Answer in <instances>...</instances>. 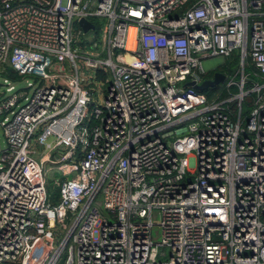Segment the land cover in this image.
Wrapping results in <instances>:
<instances>
[{"label":"built area","instance_id":"obj_1","mask_svg":"<svg viewBox=\"0 0 264 264\" xmlns=\"http://www.w3.org/2000/svg\"><path fill=\"white\" fill-rule=\"evenodd\" d=\"M237 50L236 96L188 84ZM248 66L264 79V0H0V264L65 249L64 264H264V82L243 115ZM92 81L109 82L97 104Z\"/></svg>","mask_w":264,"mask_h":264},{"label":"rangeland","instance_id":"obj_2","mask_svg":"<svg viewBox=\"0 0 264 264\" xmlns=\"http://www.w3.org/2000/svg\"><path fill=\"white\" fill-rule=\"evenodd\" d=\"M82 45V44H79ZM239 51H235L234 54L228 58H224L222 56H212V57H206L203 59V66L205 68L206 73L203 74L204 79H212L214 77V73L215 72H224V74H226L227 78L225 82H221L219 83L217 86H213V87H209L207 90H205V94L208 97L209 101H213L217 98H219V100H223L226 98H229L230 96H236L232 93H234V91L238 88L237 84L238 83L241 86V82L243 79L242 76V71L243 68L241 67V58L239 57ZM77 63H78V69L79 72H87L88 74H95L93 70H88L86 68V66L84 65L83 60L81 59H77ZM67 71L71 72L70 64L68 63V61L65 62ZM249 68H251V70H249ZM253 67H245L244 72L246 74H249L247 76L248 78V83L245 84V91H250L249 94H251L252 92L256 93V91H252L253 89V82L258 83L260 85L263 84L264 79L262 76H260L259 74H254L253 73ZM245 74V76H246ZM109 80H111V73H107ZM0 80H2V77H0ZM251 80V82H250ZM22 80H19L20 83L17 84L18 87L21 86H25V82H21ZM233 82V84H232ZM92 86L95 87V89L97 91L94 92L93 94V102L94 103H98L99 102V93H98V89L100 88L103 93H105L106 88L109 84V82H98L97 84H95L93 81L91 82ZM232 84V85H230ZM250 84H252L253 86H250ZM229 88V89H228ZM239 92H240V87L238 88ZM249 96V95H248ZM247 96L244 97V99ZM240 100H235L233 102V104H235L234 108L238 105ZM233 108V107H232ZM48 143H54V138H49ZM5 136L3 134V130L0 128V146L2 148H4L5 146ZM43 150V147H38V151L41 152ZM39 158V156H38ZM50 165H46L47 171H45V177H46V181H47V191L50 195L49 200L52 203H57V199L59 198V186L57 185V179L60 175V172L50 169L49 168ZM74 215L72 213H69V218L66 220V226H62L58 223H55L53 225V232L55 234V238H56V244H60L59 242L61 240L64 239V237L66 236V234L68 233L69 229L71 228V225L73 223V219H74ZM73 244V240L70 239L69 241V245ZM68 256V249H65V251L63 252L61 258L58 261V264H64L65 260ZM166 257H160L159 260H166Z\"/></svg>","mask_w":264,"mask_h":264},{"label":"water","instance_id":"obj_3","mask_svg":"<svg viewBox=\"0 0 264 264\" xmlns=\"http://www.w3.org/2000/svg\"><path fill=\"white\" fill-rule=\"evenodd\" d=\"M80 24L83 26L85 31L94 28V24L84 18L80 20ZM226 77V74L218 71L214 73V77L212 79H205L201 83L189 82L188 84L194 86L198 90L205 91L209 87L217 86L219 83L225 82Z\"/></svg>","mask_w":264,"mask_h":264},{"label":"trees","instance_id":"obj_4","mask_svg":"<svg viewBox=\"0 0 264 264\" xmlns=\"http://www.w3.org/2000/svg\"><path fill=\"white\" fill-rule=\"evenodd\" d=\"M249 70H251V68H249ZM100 75L104 76L102 74H100ZM251 85L252 84H250V86ZM238 88L234 91V93H233L234 95L239 93V89ZM256 97H257L256 93L252 92L251 94H249V96L247 95V97L244 99V101L242 103V112H243L242 114L243 115H248L249 114V112L251 111V109L253 107V104H254V102L256 100ZM231 106L234 108L235 104H232Z\"/></svg>","mask_w":264,"mask_h":264},{"label":"flooded vegetation","instance_id":"obj_5","mask_svg":"<svg viewBox=\"0 0 264 264\" xmlns=\"http://www.w3.org/2000/svg\"><path fill=\"white\" fill-rule=\"evenodd\" d=\"M224 73V72H223Z\"/></svg>","mask_w":264,"mask_h":264}]
</instances>
